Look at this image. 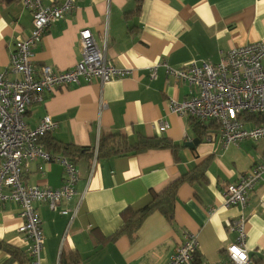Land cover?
<instances>
[{"label": "crops", "instance_id": "crops-1", "mask_svg": "<svg viewBox=\"0 0 264 264\" xmlns=\"http://www.w3.org/2000/svg\"><path fill=\"white\" fill-rule=\"evenodd\" d=\"M136 8V0H77L69 14L50 26L34 48L37 69L48 65L64 71L75 66L82 58L80 33L90 29L101 47V36L107 32L108 58L117 66L131 68L133 74L106 83L94 79L45 91L42 101L29 106L25 121L34 128L50 116L58 126L46 136L78 146L96 148L101 138L117 144L126 137L134 144L141 136H157L180 148L177 153L151 149L101 158L95 149L92 157L86 154L78 159L76 194L65 204L71 211L79 204L71 224L70 215L60 213L61 207L53 210L48 203H35L44 231L42 264H168L188 233H195L199 241L197 263L217 262L227 258L225 249L237 238L236 232L228 230L227 220L242 213L247 216L250 256L255 264H264L260 205L264 173L244 209L226 207L223 197L225 184L264 159V138L225 149L217 125L209 121L203 123L207 130L199 137L192 119L172 113L168 104L171 97L184 99L188 85L176 81L164 67L158 69L156 78L149 70L163 61L176 68L193 60L217 64L221 52L255 42L264 44V0H143L138 12ZM32 19L22 0H0L1 70L8 67L17 40L30 35ZM101 99L107 105L102 110ZM160 120L170 124L165 133L159 130ZM197 139L194 145H186ZM203 163H208L204 177L180 185L173 220L154 211L134 238H110L122 225L125 208L144 207L152 191L161 193L170 182ZM63 178L64 167L59 162L37 158L23 168L27 186L59 188ZM20 211L16 202H0V241L21 251L26 261L11 259L10 253L0 249V264L33 263L30 241L19 232L23 224Z\"/></svg>", "mask_w": 264, "mask_h": 264}, {"label": "built area", "instance_id": "built-area-1", "mask_svg": "<svg viewBox=\"0 0 264 264\" xmlns=\"http://www.w3.org/2000/svg\"><path fill=\"white\" fill-rule=\"evenodd\" d=\"M77 0H64L60 4L46 5L44 0H22L32 12L30 35L17 40L10 54L6 69H0V202H16L20 205L23 224L19 232L30 241L29 255L33 264H42L44 231L42 220L35 208L36 202L48 203L50 208L63 215H70V223L78 212L79 204L73 209L65 204L73 200L79 173L75 163L68 157L49 152L42 145V138L58 126L50 116L42 118L32 128L25 121L29 106L42 101L45 91L68 87L72 84L102 83L133 74L131 68L114 64L107 56V32L101 36V47L90 29L80 33L82 58L68 70H55L33 64L34 48L42 41L50 26L62 20L76 6ZM176 81L188 85L187 96L180 100L169 99L170 111L180 116L195 118L200 122H214L225 149L239 145L245 140L264 138V123L248 125V117L264 114V44L250 43L221 52L217 64L193 60L183 67L171 66L168 62H157L149 67L150 75L156 78L158 69ZM13 74L14 77H10ZM107 105L100 100L101 110ZM170 127L166 120L159 121V130L165 133ZM99 144L96 146L98 151ZM37 158L45 162H59L64 167L63 184L59 188L27 186L23 182V168ZM42 168V167H41ZM264 159L255 163L250 171L236 181L223 186L224 205L244 209L250 193L262 179ZM264 212V201L260 202ZM227 228L237 233L236 241L225 251L227 258L217 262L199 264H255L247 246V216L228 219ZM199 241L195 233H188L170 256L168 264H198Z\"/></svg>", "mask_w": 264, "mask_h": 264}, {"label": "trees", "instance_id": "trees-1", "mask_svg": "<svg viewBox=\"0 0 264 264\" xmlns=\"http://www.w3.org/2000/svg\"><path fill=\"white\" fill-rule=\"evenodd\" d=\"M138 12L141 8V3L143 0H136ZM191 124L193 125L195 131L198 133L199 137L202 138V134L207 130L202 122L195 118H191ZM250 121L255 123H264V114H254L248 117ZM116 137H122L120 134H116ZM121 143H108L107 138H101L99 142L97 157H111V156H122L130 152L140 153L151 149H171L173 152L177 153L180 146L174 144L171 140L167 138L160 137H146L141 136L138 140L131 144L126 137H122ZM43 143L46 145L48 150L54 152H60L64 156L68 157L74 163L86 154H90L91 157L95 154V147L89 146H78L71 143H65L56 140L50 136L43 138ZM208 167V163H203L196 167L191 172H188L179 178L170 182L165 189L161 192L152 191V199L150 202L140 209H134L133 207H127L121 212L122 225L112 234L111 239H117L122 235H129L131 238L136 236V233L140 229L141 225L145 219L151 215L154 211H160L165 214L170 220L174 219V205L177 199L178 189L181 184L185 182H193L201 177H204L205 171ZM0 249H3L10 253L11 259H20L26 261L23 253L14 246L7 244L4 241H0ZM30 260V259H29ZM28 264H33L31 260Z\"/></svg>", "mask_w": 264, "mask_h": 264}, {"label": "water", "instance_id": "water-1", "mask_svg": "<svg viewBox=\"0 0 264 264\" xmlns=\"http://www.w3.org/2000/svg\"><path fill=\"white\" fill-rule=\"evenodd\" d=\"M196 141H200V139H197V140H193L192 142H188L186 145L187 146H192L196 143Z\"/></svg>", "mask_w": 264, "mask_h": 264}]
</instances>
